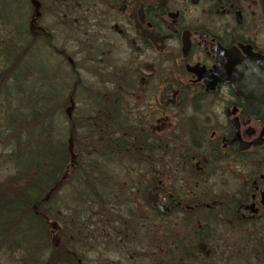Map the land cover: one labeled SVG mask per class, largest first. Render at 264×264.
<instances>
[{
  "label": "flooded vegetation",
  "instance_id": "1",
  "mask_svg": "<svg viewBox=\"0 0 264 264\" xmlns=\"http://www.w3.org/2000/svg\"><path fill=\"white\" fill-rule=\"evenodd\" d=\"M81 1L55 7L95 11L85 23L96 30L73 29L83 33L85 57L54 48L68 67L67 140L79 139L83 154L94 149L90 140L101 141L102 154L129 161L115 175L89 176L82 158L86 179L120 182L129 194L143 188L139 217L153 234L177 237L170 245L177 264L187 252L198 258L187 264H264V0ZM30 28L51 34L36 20ZM51 75L54 83L59 74ZM97 215L103 247L104 234L118 236L121 216L109 224ZM183 236L196 250L184 251ZM158 251L168 261L167 245Z\"/></svg>",
  "mask_w": 264,
  "mask_h": 264
},
{
  "label": "trees",
  "instance_id": "2",
  "mask_svg": "<svg viewBox=\"0 0 264 264\" xmlns=\"http://www.w3.org/2000/svg\"><path fill=\"white\" fill-rule=\"evenodd\" d=\"M37 3L40 2L0 0V143L10 146L3 155V162L13 168L11 174L0 180V252L13 260L16 257L18 264H89L85 252L93 250V245L101 242L103 234L99 228L88 232V228L93 227L88 216L86 225L73 221L66 224L53 205L59 192L67 185H74L73 180L77 175L81 176L79 165L84 154L80 140L63 141L53 131L56 128L53 111L65 116L64 96L58 93L53 105L49 90L52 81H47L52 75L40 62V53L45 50L42 43L53 47L51 34H37L30 28V23L35 20L40 24ZM29 4L30 9H27ZM45 90L50 92L45 93ZM3 117H6L5 124L1 120ZM82 185L74 194L79 205L72 211L74 214L80 207L78 214H104L107 219L103 222L110 224L116 216L114 212L123 213V204L130 206L125 213L132 219L124 229L140 250L136 251L137 260L143 264H177L176 251L170 249L171 244H179L177 237L155 235L149 227H142L140 223L143 221L129 204V192H126L125 201L120 194H117L119 201H115L113 187L105 185L100 190L96 183H89L84 176ZM143 191L142 188L141 198L144 200ZM53 220L61 221L62 227L53 225ZM67 227L71 228V235H76L78 243L88 244V247L82 250L72 244L69 247ZM104 238L107 239L106 246L117 243L105 234ZM142 242L145 245L136 244ZM181 243L184 251L189 250V246L196 250L192 236H183ZM146 245L149 250H145ZM164 245L168 247V255H165L168 261L164 256L163 259L157 256L158 248ZM150 252L155 253L152 260ZM196 255L187 252L183 264L198 260Z\"/></svg>",
  "mask_w": 264,
  "mask_h": 264
},
{
  "label": "rangeland",
  "instance_id": "3",
  "mask_svg": "<svg viewBox=\"0 0 264 264\" xmlns=\"http://www.w3.org/2000/svg\"><path fill=\"white\" fill-rule=\"evenodd\" d=\"M42 7H41V11H42V15H41V20H40V24L41 26H43L44 28L47 29V31L49 33H51L53 40H52V45H44V43H42L43 46H41L42 48H44L45 50L42 51L40 53V62L41 64L45 66L46 70L49 71L50 73L56 71L59 76H57V80L50 85L49 90H45V93H51L52 95V103L53 105L56 104V97L58 95V93H62L64 96L65 92L63 91V87L62 84L64 83V77H68L67 75V70L68 67L66 66L64 60L62 59L60 61L59 56L57 55V52H54V48L56 50H65L66 53H70V55H72L73 58L75 59H79V58H83L86 56V50H83L81 53L79 52V48H80V44L81 42H79L82 38L83 33H77L75 30L73 29H77V31L81 30L82 27H86L88 25V27L91 30H96V26H94L93 23H85V20H93L95 19V11L93 10H89V11H81L79 9H73L70 11L67 10H60V8H55L56 6H60V5H65V4H83L82 1L78 0L75 3L71 2L70 0H38ZM27 9H30V4L27 6ZM16 10V9H14ZM59 12V13H57ZM71 17H74L72 19L71 22H69V19ZM61 20V22H60ZM71 27V28H70ZM54 58V60H53ZM53 61L58 62L59 67L55 68V64H53ZM88 78V77H87ZM47 81H53L52 76L50 78H48ZM36 85H39V83L36 82ZM47 88V87H46ZM19 103V102H18ZM76 105L79 107V105L81 106V103L78 101H76ZM63 106H64V99H63ZM64 113H65V109L63 108ZM53 123L55 125L56 128L53 129V131L55 132L56 137H60L63 141L68 139V134H67V129H68V125L66 123V116H64L61 112L57 113L55 110L53 111ZM4 124L6 123V117H3L1 119ZM57 125V126H56ZM53 132V133H54ZM79 140V139H78ZM90 150L91 148L92 151H90L88 154L84 152V157L83 159L85 160V162H87V167H92L94 172L87 173V175L89 174V176H91V174H95V172H97V170L100 169H104L108 174H113L115 175V173L117 172V170H121L122 168L119 166H125L129 164L128 159L126 158V160L122 159L121 161L118 160L117 157L113 156V155H104L102 154L101 151H99V148L101 146V141H97V140H90ZM98 149V150H97ZM10 150V146H3L0 143V180H2L3 178H5L7 175L11 174L13 172V168L11 167L10 164H6L3 162V158H4V154L7 153ZM118 160V161H117ZM90 164V165H89ZM81 176L77 175V178H75L73 180L74 185L70 184L67 185L65 188H63L60 192H59V197L56 199L57 201L54 200L53 205H54V209L57 212V215L61 218L64 219L67 224H72L73 222L79 223V225H86L87 224V216L89 217V221H91L90 223L93 224V227H89V231H93L94 229L99 228L100 229V224H101V220L97 214H94L95 212H92V214H87V212H82L80 213V207L77 210L78 213H73L72 211L79 205H77V201L74 197V194L76 192V190L78 191L80 188H82V183H83V176L85 177L84 173L82 171H80ZM125 172L121 171V174H124ZM114 177V176H112ZM112 179H116L115 177ZM110 185V187L115 188V196L114 199L115 201H119V196L117 194H120L121 196H123L122 200L125 201V199L127 198L126 196V192L128 191L127 186L123 185L120 182H116V183H110L108 184ZM98 187V185H97ZM100 190L102 189L101 186ZM98 187V189H99ZM123 194V195H122ZM142 195V188L141 187H137L134 188L133 193H131L129 195V199L128 201L130 202L131 207L140 215L142 214L144 216V213L146 212L145 208V204H144V200L141 198ZM111 201H114L111 199ZM55 203V204H54ZM112 206V205H111ZM122 212L125 213L126 210L128 209L127 205H122ZM85 213V214H84ZM114 213H119V212H114ZM87 214V215H86ZM110 216V215H109ZM119 216H121V220L118 223V230L115 232V234L118 233V236L116 238H114V241L117 240L118 241V245L115 243V245H107L106 246V241L104 242V246H95L93 245V250L89 251V252H85V258H88L89 264H113V263H117V262H121L122 264H143V261H138L137 260V255H136V248H132L131 246L135 245V242H133L134 240L131 241L130 236H127L128 234V230L124 229V226H126V224H128L129 220L127 218V215H124L122 213H119ZM142 217H140V221H143L141 224V226L145 228H148L145 219ZM80 217H82L80 219ZM104 220H106V217H103ZM73 221V222H72ZM126 222V223H125ZM134 223V221H133ZM57 225L59 226V228L62 227V223L61 221H59L57 223ZM133 226V225H132ZM144 228V229H145ZM144 229H142L144 231ZM121 232V233H120ZM129 237V238H128ZM71 242L69 241L68 244H76L79 245V243L77 242V238L72 237L70 238ZM116 241V242H117ZM114 244V243H113ZM137 245H143L144 243H136ZM145 245V244H144ZM78 246H76L77 248ZM140 247V246H139ZM142 248V247H140ZM80 249V248H79ZM143 249V248H142ZM141 249V250H142ZM145 250H147L145 248ZM139 251V250H138ZM98 252H100V254H98ZM102 252V254H101ZM0 264H18L16 257L13 258L6 256L5 254L0 252Z\"/></svg>",
  "mask_w": 264,
  "mask_h": 264
},
{
  "label": "water",
  "instance_id": "4",
  "mask_svg": "<svg viewBox=\"0 0 264 264\" xmlns=\"http://www.w3.org/2000/svg\"><path fill=\"white\" fill-rule=\"evenodd\" d=\"M147 198L148 200L152 203V204H155L156 203V198H157V195L156 194H151V193H148L147 194Z\"/></svg>",
  "mask_w": 264,
  "mask_h": 264
}]
</instances>
